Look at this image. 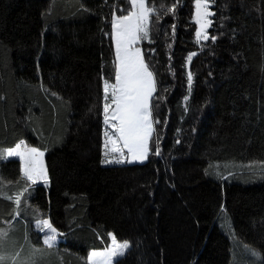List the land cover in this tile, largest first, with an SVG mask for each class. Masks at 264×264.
<instances>
[{"label":"trees","instance_id":"1","mask_svg":"<svg viewBox=\"0 0 264 264\" xmlns=\"http://www.w3.org/2000/svg\"><path fill=\"white\" fill-rule=\"evenodd\" d=\"M193 5L148 3L149 153L105 164L111 21L129 0H0V151L25 140L48 177L17 215L27 182L0 160V264H87L109 232L131 242L116 264H264V0H211L216 40L199 43ZM37 218L62 234L53 246Z\"/></svg>","mask_w":264,"mask_h":264},{"label":"snow or ice","instance_id":"2","mask_svg":"<svg viewBox=\"0 0 264 264\" xmlns=\"http://www.w3.org/2000/svg\"><path fill=\"white\" fill-rule=\"evenodd\" d=\"M150 0H129L131 11L127 15H113L111 21V38L115 42V83L104 80V122L115 130L116 139H113L108 132L105 148L108 143L113 147L112 152H121L122 149L116 147L118 141L123 142V147L128 150L134 160L143 161L149 153V138L153 132V121L150 119L152 113L150 110V98L156 91V82L154 74L149 70L145 63L139 48L134 47L140 39L148 38V26L150 14L155 11L153 7L148 6ZM195 2V21L200 25L197 30V42L200 39L216 40L215 36L209 37L206 29L212 21L208 19L213 15L209 10L210 0H194ZM175 5L169 11H175ZM175 27V26H173ZM188 60L191 61L192 56ZM189 86L192 82V75L188 76ZM110 91V97H109ZM109 98L111 103L108 102ZM185 100L188 99L186 96ZM111 113V115H109ZM159 123V121H155ZM23 142L15 147L0 151V160L19 157L22 165L23 178L27 186L22 192L16 195L15 204L17 205V215L19 214V205L21 199L26 194L30 195L32 186L38 181L48 180L47 171L43 165L42 157L44 153L37 148L23 146ZM107 154V153H106ZM156 154L159 155V146L157 143ZM111 162V161H102ZM116 162H123L116 161ZM7 185H0V193ZM5 198L12 200L11 196ZM35 227L45 233L43 243L49 247L57 241L58 230L50 223L48 219L35 220ZM7 233L0 230V237H6ZM110 243L103 250H93L87 257V264H116L117 258L126 254L131 247L130 241L118 242L117 237L109 232L107 234ZM2 259V258H0Z\"/></svg>","mask_w":264,"mask_h":264},{"label":"rangeland","instance_id":"3","mask_svg":"<svg viewBox=\"0 0 264 264\" xmlns=\"http://www.w3.org/2000/svg\"><path fill=\"white\" fill-rule=\"evenodd\" d=\"M210 6H211V0H210V3H209V10L211 11ZM210 17H211V16H209L208 19H210ZM192 19H193V21H194V23H195V33H194V36H195V40H196V42H197V35H196V33H197V30L200 28V25L197 24L196 21H195V2H194V5H193V15H192ZM208 29H209V27L205 30L206 33H207V35H208ZM148 33H149V32H148ZM203 40H204V39H200L199 42H201V41H203ZM199 42H198V43H199ZM192 53H193V52H190V53L188 54V56H187V61H189V60H188V57H189V55L192 54ZM110 83H112V82H110ZM113 83H115V80H114ZM109 97H110V91H109ZM108 102L111 103V99H110V98H109ZM150 102H151V98H150ZM109 115H111V113H109ZM150 119L152 120L151 117H150ZM106 131L108 132L109 135H111V136L113 137V139H116V136H115V130L112 129L110 125H106V124H105V125H104V129H103V132H102V158H103V161H111V162H103V163H105V164H114V163H118V162H116V161H121V160H127L128 162H137V163H141V162H143V161L146 160V159L143 160V161H140V160H134V159L132 158L131 154L128 153V150H127L126 148L123 147V142H121V141H118V142H117L116 147L122 149L123 155H121V152H112V151H111V148L113 147V145H112L111 143H108L107 148H105V143H106V140H107V137L105 136V132H106ZM21 142H23V146H27V147H29V148H33V146H31L30 144H28L25 140H21V141L18 142V143H21ZM18 143H17V144H18ZM17 144H16V145H17ZM16 145H15V146H16ZM15 146H14V147H15ZM23 146H22V150H23ZM34 148H35V147H34ZM106 153H107V154H106ZM15 158L19 159V157H15ZM19 161H20V159H19ZM42 161H43V165H44V156L42 157ZM20 164H21V161H20ZM44 167H45V165H44ZM21 169H22V165H21ZM21 171H22V170H21ZM41 181H42V180H41ZM41 181H38V182H41ZM41 235H44V236H45V233H41ZM118 242H123V241H118ZM56 243H57V241H56L54 244H56ZM98 250H103V249H98ZM91 251H93V250H91ZM91 251H90V252H91ZM90 252H89V253H90ZM89 253H88V255H89Z\"/></svg>","mask_w":264,"mask_h":264},{"label":"crops","instance_id":"4","mask_svg":"<svg viewBox=\"0 0 264 264\" xmlns=\"http://www.w3.org/2000/svg\"><path fill=\"white\" fill-rule=\"evenodd\" d=\"M132 9L130 8V11H131ZM125 15H127V14H125ZM116 16H118V15H116ZM111 32H112V26H111ZM111 34V33H110ZM112 39V38H111ZM141 40L142 39H140V40H138L137 42H136V44L134 45V47H136V48H139L140 49V51H141V54H142V49H141V46H140V42H141ZM112 47H113V53H114V72H115V42H114V40L112 39ZM142 56H143V54H142ZM42 152V151H41ZM42 182H44L43 180H42ZM42 240L44 241V235H43V237H42ZM57 241H58V239H57ZM90 252V251H89ZM88 252V253H89ZM87 257H88V255H87Z\"/></svg>","mask_w":264,"mask_h":264}]
</instances>
